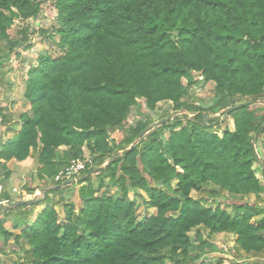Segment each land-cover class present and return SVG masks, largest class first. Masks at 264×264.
<instances>
[{"label":"trees","instance_id":"obj_1","mask_svg":"<svg viewBox=\"0 0 264 264\" xmlns=\"http://www.w3.org/2000/svg\"><path fill=\"white\" fill-rule=\"evenodd\" d=\"M48 1L57 26L40 34L60 56H40L29 70L30 113L10 126L0 109L1 124L15 133L0 141V185L9 182L12 161L37 153L38 174L52 182L87 149L92 164L83 173L98 168L97 186L90 181L86 195L82 188L83 207L67 205L63 220L47 197L32 225L38 205L17 206L20 216L0 220L4 248L15 239L18 264H205L220 250L214 237L229 234L237 237L236 256H264V219L254 222L264 215V183L254 169L264 136V107L257 106L264 100V0H0V82L33 33L28 21H38ZM17 21L25 23L22 40L10 35ZM199 77L215 85L207 107L192 94ZM143 103L153 113L171 103L193 117L141 138L154 126ZM134 109L143 119L127 127ZM223 113L234 130L220 135L221 121L213 120L212 131L204 116ZM131 193L154 214L140 218ZM226 196L236 200L228 205L234 215L218 203ZM249 196L256 203L244 202ZM8 222L20 235L5 230Z\"/></svg>","mask_w":264,"mask_h":264},{"label":"rangeland","instance_id":"obj_2","mask_svg":"<svg viewBox=\"0 0 264 264\" xmlns=\"http://www.w3.org/2000/svg\"><path fill=\"white\" fill-rule=\"evenodd\" d=\"M52 1H48L43 6V14L39 18L38 21L32 22L31 24L28 23L33 33L29 36L28 42L23 44L22 47L17 49L15 53L11 56V60L6 66L3 67L4 77L3 80L0 82V109H6V114L11 117L12 123H18L20 120V116L25 113H30L31 107L29 103L26 101L24 94L26 89V81L28 79V72L31 67L37 65L38 57L43 55H52L53 57L57 58L60 56V51L54 45V43L50 40H47L42 34L41 31H45L46 33H52L57 26V14L53 8ZM24 22H16V25L10 31L11 38L22 40L24 36L21 34L22 30L25 28ZM59 38L56 37L55 42H58ZM1 45L5 46V42L0 43ZM16 55H20V58H17ZM199 85H196L192 88V94L194 96V100L196 104L208 106L212 102L215 97V85L210 83L208 85H200L201 82H198ZM243 103L245 101H242ZM257 106L264 107V100H261ZM141 108V107H140ZM142 111L144 113H149L151 120L153 121L154 125L165 121V124L173 122L175 119H179L182 121L187 120L188 118L191 119V115H188L184 111H175L174 105L171 103H166L162 106V108L153 113L148 111L145 108V103H143ZM139 110L134 109L132 115L127 123V127L134 125L138 120H142L143 117L139 116ZM214 121H221V128L222 130L218 131L220 135L223 133L225 128H229L230 130H234V120L231 116L220 114L217 116L214 115H205L204 116V123L209 126H213V130H217ZM4 130V131H3ZM4 136V141L11 139L12 136H9L6 133V127L1 124L0 121V135ZM123 133H116L113 135V138L120 142L123 139ZM165 139L169 138V134H166L164 137ZM256 152L259 158V161L255 164V173L256 176L262 180L264 183V136L259 137L256 141ZM87 157L89 158L90 155L87 153ZM174 182V186H175ZM25 191V190H24ZM113 192V191H112ZM71 194V192H70ZM142 194V193H141ZM131 198L136 201L139 207V215L140 218L144 217L145 215H153L154 211L150 210L147 212L146 206L144 205L141 198H137V196L130 194ZM68 197V196H66ZM143 197L148 200L147 195L144 193ZM194 199H200L199 195L193 193ZM69 198V197H68ZM207 200H205L206 202ZM235 198L226 196L225 198H218V203L223 205V208H228V211L234 215L233 210L228 205H231L235 202ZM244 202H251L256 203L255 196H249L244 199ZM262 208H264V195L260 201ZM211 206V204H209ZM59 211L61 214V219H64V211L62 207H59ZM264 219V215L256 218L254 220L255 223L261 222ZM237 237L229 234H224L221 236H216L212 240L213 243L220 249L219 252L214 254H210L205 258V264H217L218 259H225L230 262V264H236L238 261L243 260L244 257H238L235 255L236 250V242ZM10 245V244H9ZM3 246L2 241L0 240V248ZM16 248L13 244L10 246V249ZM9 250V249H8ZM6 250V251H8ZM18 255V254H17ZM8 256H12L9 255ZM20 259L23 257V253H19ZM18 259V258H17ZM15 257L12 258H0V264H17L18 260ZM247 260V258H245ZM254 261V260H252ZM251 261V262H252ZM245 262V261H244ZM249 261V263H251ZM200 261L198 264H201ZM247 263V262H246Z\"/></svg>","mask_w":264,"mask_h":264},{"label":"crops","instance_id":"obj_3","mask_svg":"<svg viewBox=\"0 0 264 264\" xmlns=\"http://www.w3.org/2000/svg\"><path fill=\"white\" fill-rule=\"evenodd\" d=\"M13 124L15 123H12L11 120L10 126H13ZM6 133L9 136H12V138L15 135V133L10 132V130H7V128H6ZM3 139L4 136L1 133L0 141L2 140V142H6ZM87 153L89 154L88 150L85 149L86 158H88ZM7 167L12 171V176L9 182L6 183V186H4L3 192L0 194V203H4L1 206L0 220L4 219L5 215L7 214H10L12 219H14V217L20 216L18 215L20 214L19 211L16 210L18 206L17 204L19 203L18 195L13 193V189L25 190L28 193V197L25 199V201L40 200L41 203L47 197L48 199H50L51 203L56 208L59 214H60L59 207H62V210H65V207L69 204H74L77 210H80L84 205V201L80 196V190L82 188H85L84 193L85 195L88 194L89 191L86 190V187L89 186L90 181L93 184H95V186H97L96 182L99 173V169L97 168L94 170V172H91L89 174L82 173L78 175L69 183L58 185L56 181H52V182L48 181V179L44 177H40V175L38 174L37 153H34L29 160H27L22 164L16 165V163L12 161L11 163L7 164ZM111 192L113 194H116L117 192H119V189L117 187H114L111 189ZM143 194L144 193H142V195ZM66 196H68L69 198ZM39 204L34 209V214L30 219L29 225H32L35 222L38 215L42 211H44V209L47 206L46 203H43L42 205ZM4 228L6 231L12 233L14 236H18L21 233V230H13L12 222L6 223ZM4 239H5L4 234L0 232V240L3 243V246L0 248V258L9 259L15 257L16 259L18 258L17 260L19 263L21 260L19 257V253L22 252L15 245V239L13 238L10 241H8V247L6 248H4ZM13 244L16 246V248H13L12 251V249H10V246H12ZM8 254L12 256H8ZM240 257H244V259L238 261L237 264H264V256L254 257L251 255H246L245 253H241ZM245 258H247V260ZM249 261L252 262L249 263ZM228 264H230V262H228Z\"/></svg>","mask_w":264,"mask_h":264},{"label":"built area","instance_id":"obj_4","mask_svg":"<svg viewBox=\"0 0 264 264\" xmlns=\"http://www.w3.org/2000/svg\"><path fill=\"white\" fill-rule=\"evenodd\" d=\"M199 81L201 85L204 84V77H199ZM193 116L191 115V118ZM92 164L91 158H85L84 160H77L73 162L64 172L60 173L55 181L58 184H66L71 182L75 177L82 174L88 168V165ZM3 192V187L0 185V194ZM13 193L18 195V198L25 201L28 197V193L23 189H13ZM4 203H0V213H1V206Z\"/></svg>","mask_w":264,"mask_h":264},{"label":"water","instance_id":"obj_5","mask_svg":"<svg viewBox=\"0 0 264 264\" xmlns=\"http://www.w3.org/2000/svg\"><path fill=\"white\" fill-rule=\"evenodd\" d=\"M33 21L32 20H29L28 23L31 24ZM165 124V121H162L160 123H158L157 125H154L153 127H150L148 128L141 136V138H144L145 135H147L149 132H151L153 129L155 128H158V127H161L162 125ZM40 203V200L37 201V200H31V201H22V202H19L17 205L18 206H21V207H32V206H36Z\"/></svg>","mask_w":264,"mask_h":264}]
</instances>
